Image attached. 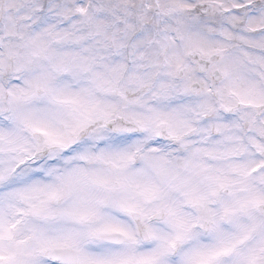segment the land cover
Here are the masks:
<instances>
[{
  "label": "snow or ice",
  "instance_id": "snow-or-ice-1",
  "mask_svg": "<svg viewBox=\"0 0 264 264\" xmlns=\"http://www.w3.org/2000/svg\"><path fill=\"white\" fill-rule=\"evenodd\" d=\"M0 264H264V0H0Z\"/></svg>",
  "mask_w": 264,
  "mask_h": 264
}]
</instances>
